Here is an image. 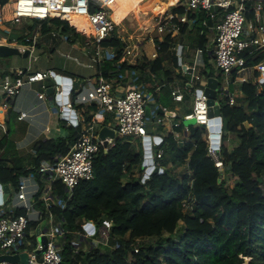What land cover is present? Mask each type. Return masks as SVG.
<instances>
[{"label": "trees", "instance_id": "1", "mask_svg": "<svg viewBox=\"0 0 264 264\" xmlns=\"http://www.w3.org/2000/svg\"><path fill=\"white\" fill-rule=\"evenodd\" d=\"M7 1L0 0V4ZM155 5H169V0L154 2L151 10ZM171 12L181 15L182 6L171 7ZM196 12L198 10L188 13L194 19L189 30L191 42L204 47L207 39L202 21L206 20L209 26L212 20L205 11ZM33 20L36 22L28 27L35 31L38 22L42 34L54 24L61 26V32L69 27V21L59 18ZM178 24L179 34H184L188 25L179 21ZM13 40L33 45L32 40L22 37ZM172 43L174 38L168 32L164 40L157 43V57L129 65L120 61L125 42L115 35L103 39L97 45L113 49L114 55L95 63L98 74L108 80L117 79L119 71L127 70L155 75L163 69V54ZM243 55L249 66L264 57V53L257 57L246 52ZM170 58L176 67V56L170 55ZM204 63L210 67L206 59ZM201 75L216 77L211 68L208 72L202 70ZM234 76L235 72L231 80ZM164 88L166 84L160 90ZM240 90L241 96L236 98L234 105H229L226 99L219 102L222 171L207 153L206 128L189 124V135L181 145L169 133L161 137L154 148L162 150L157 159L163 169L161 173L155 172L143 179V148L133 145L128 137L117 136L107 151L100 148L97 152L91 180L81 181L70 191L54 181L52 191L63 200L62 205L50 207L51 213L64 226L65 241L59 264H243L245 257L249 258L248 264H264V89L247 81L240 84ZM166 91L170 94L168 88ZM87 120L92 121V116ZM246 122L250 125L246 126ZM80 128V123L69 125L67 135L35 142L31 169L18 163L19 157L13 153L8 133L4 134L0 138V183L9 187L8 196L17 191L21 176L37 172L41 161L67 153L78 139ZM175 128L181 130L182 125ZM229 134L237 141L231 149L226 143ZM183 165L187 172L181 177L175 176L171 167ZM225 170L235 177L232 187L226 186ZM24 213V209L17 208L12 214ZM78 219L92 222L96 229L110 221L108 237L112 248L109 251L99 247L86 252L78 250L71 239L72 234L83 231ZM179 222L182 229L176 234ZM37 225L38 222L30 220L26 229V238H31L33 243L36 237L30 233H34ZM94 235L98 236V231ZM144 238H155V241L142 243Z\"/></svg>", "mask_w": 264, "mask_h": 264}, {"label": "built area", "instance_id": "2", "mask_svg": "<svg viewBox=\"0 0 264 264\" xmlns=\"http://www.w3.org/2000/svg\"><path fill=\"white\" fill-rule=\"evenodd\" d=\"M116 0H10L11 18L10 21L17 23L24 18L29 19H49L59 18L71 21V16H80L86 19L87 26L92 30V37L95 43L113 37L114 35L125 42L123 54L129 62H135L141 57L138 46L135 43L127 42V39L121 35L117 29V24L112 17L114 9L111 5ZM177 2V1H176ZM183 13L181 21H184L186 15L190 12L203 10L208 18L214 21V50L213 63L216 70L224 75L231 76L235 72L234 79L230 81L239 84L247 81L256 83L259 89H264V57L256 64L246 65V59L243 55L245 52L252 57H257L264 53V22L262 13H264V0H185L181 5ZM185 16V17H184ZM171 16H169V19ZM164 20L167 21V18ZM204 24V22H203ZM205 25V24H204ZM158 32L164 31L161 22H157ZM23 53L26 48L20 47ZM177 56L182 72L188 78V84H192L196 80H200L198 69L203 66L202 50L197 49L190 64H182L180 58L181 46L177 45ZM96 54H98L96 52ZM255 73L257 75L255 76ZM55 74L49 71H23L15 70L13 77H5L0 82V108L7 109L8 100L17 95L25 85L33 82L43 81L45 78H53ZM55 81V79H54ZM228 78L226 84L221 86L220 94L224 96L229 105L236 103L233 95L226 90L228 87ZM56 82V81H55ZM62 83H57L54 87V95H62ZM60 87V89H59ZM71 88V82H70ZM46 87L42 85L41 91L37 93L39 99L45 96ZM71 90V89H70ZM70 92L68 93V95ZM174 101H181L183 95L181 93L171 92ZM150 96H147L140 89L130 88L121 94L113 92V88L103 76H99L98 80L90 88L78 93L75 99L82 104H94L99 110L111 113L114 116L116 127L115 138L119 137H136L142 138L150 136L149 130L145 127V107ZM221 99L216 98L215 102L219 104ZM61 101V100H58ZM207 96L203 92V88L198 89L192 103L191 111L182 116L183 120H194L195 125H203L208 129L210 118L207 115ZM223 101V100H221ZM61 113L65 108L73 109L70 102L59 104ZM26 116L25 112H21L19 119ZM91 123L80 130L78 139L72 143L67 153L55 157L53 160L41 161L38 165L37 172L42 179L47 180V185L40 192L38 186L31 191L34 196L39 190V197L45 202L47 216L50 219L52 213L50 211L51 203L47 201L46 194L51 190L52 183L59 181L68 191L73 189L81 181L91 180L93 178V159L100 148L107 151L114 145L115 138H105L101 140L97 136V130L94 129L98 120L96 114L93 115ZM157 121H160L158 118ZM77 124V121L75 125ZM172 126H178L179 122H172ZM186 131L188 126H183ZM177 136V134H176ZM152 137V136H151ZM157 137V136H154ZM210 137L207 140V153L213 160L214 165L222 171L223 162L219 156L220 138L218 140V148L212 146ZM106 141V145L103 142ZM153 140H151V158L153 165L160 168L158 158L162 155V150L152 149ZM158 140L157 144L158 145ZM155 144V143H154ZM222 176V175H221ZM24 177L20 182L15 193L17 201L25 210L24 214H0V255L15 254L26 252V264H59L61 261V247L56 245L55 229L49 224L48 229L41 231L47 237L46 246L41 255H37L36 250L41 248L35 235V243L32 242L31 250L22 247V240L26 238V229L29 224L28 212L33 210L34 200L28 197L26 191V180ZM94 232H101L102 227L109 230L110 222L96 229ZM86 224V223H85ZM84 224V225H85ZM83 225V226H84ZM83 228V227H82ZM101 228V229H100ZM64 232V231H63ZM63 232L60 235H63ZM84 236L93 234L87 233L83 229ZM78 234L81 232H77ZM109 236V233H108ZM23 248V249H22ZM137 251V249H134ZM0 264H11L9 262H0ZM15 264H23L18 261Z\"/></svg>", "mask_w": 264, "mask_h": 264}, {"label": "crops", "instance_id": "3", "mask_svg": "<svg viewBox=\"0 0 264 264\" xmlns=\"http://www.w3.org/2000/svg\"><path fill=\"white\" fill-rule=\"evenodd\" d=\"M184 1L185 0H169V5H166V6L155 5L153 7V9L150 11V13H152V12H156V14L159 13L158 14L159 15L158 22L162 21V25L164 26V30H166V31L165 32L162 31L163 33L158 32L159 36L156 37L155 40L152 38L150 39V41L152 42V45L150 46L151 51L147 52V51H145L144 47H142V48L138 47V49L141 53V57L138 58L135 62H133V63L129 62L123 53H122V57L120 59V61H125L129 65H133L136 62H140L143 60L154 59L155 57L158 56V52H157L158 44L157 43L162 42L164 40V36L168 32H171V36L174 38V43H172V45L169 47L168 51L165 53L166 56L163 54V62H162L163 63V69L161 70V72L165 78V81L160 83L157 86L155 85V83L153 81H151L150 76H156L159 74L160 71L155 75H147V74L140 73V72L134 71V70L119 71V73H118L119 77L117 78L118 80L115 78H111V80L106 79L108 82H110V81L112 82V84L111 83L110 84L113 88V92H115L117 95L125 92L128 89H130V87L125 88V86H124L128 82V75H127L128 73L131 76H133L134 78H136L135 81L133 82L134 86L140 85L139 84L140 82H141V84H143L142 80L140 81V75L144 76V78H143L145 80L144 84H146L147 86L148 85L153 86V87L155 86V88L153 90H149V89L148 90H141L140 89L147 96H150L151 94H152V96H154L155 95L154 92H157V90L161 91L160 88L162 86H164L165 84H166V87L169 89L170 94L172 91H175L176 93L182 94V92L179 90L178 86H173V85L168 86L167 85V82L168 83L170 82V79H171L170 76L172 74H175V73L183 74L182 69L179 65V58L177 56V50H176L177 45L181 46V50H180L181 63L186 64V65L190 64L192 62L193 57L195 55V51L197 49L202 50L203 66L198 69V73L200 75V77H199L200 80L203 81V87L202 88H204V86L206 84V80L208 78H205L204 76H202L201 71L205 70L208 72L209 68H211L213 71H215V69H216L214 67V63H213L214 33H215L214 29H213L214 28V21L212 20V24L209 26L206 24V20L202 21V25L204 27H206L205 33H206L207 41H206V44L204 45V47L195 45L193 42H191V36L189 33V30L191 29V27L194 24V19L191 18L190 16H188V14H187L186 17L184 16L185 17L184 21H181V19H180L181 15L173 14L171 12V7L173 8L176 6H181L184 3ZM120 2H122V1H120ZM6 3L3 5L0 4V27H2L4 24L11 22L10 18H11L12 13L10 10V6L8 7L9 8V14H6L7 18H5V15L2 16V14H1V11H2V9L4 10ZM199 11H203V10H198V12ZM193 12H195V11H193ZM193 12H190V13L192 14ZM198 12H196V13H198ZM169 16H171L170 19H169ZM165 18H167V21L164 20ZM27 19H29V18H27ZM174 19H177V20L173 21ZM262 19H264V14L262 16ZM30 20H32V19H30ZM178 21L188 25V29L184 34H181V33L179 34ZM69 22H71V21H69ZM203 22L205 25L203 24ZM75 26H77V25H75ZM200 33H202V30H200ZM2 41H3V36L0 35V44H5ZM32 42H33V45L26 46V45L20 44L18 46V48L25 47L26 50L29 51L28 55H27L28 58H27L26 62L12 63L11 65H7L3 62L0 63V82L5 77H13L15 70L49 71V72H53L55 75L58 74L61 76L68 77L71 79V90H70V94L67 97V100H68V102H70L71 107L75 111V117H76L77 123L81 124L80 130L82 128H85L89 123H91L90 122L91 120H87V118L89 116H92V119H93L94 114H96L99 117L95 123V127H94L95 130H97L96 125H98L100 128L101 126L104 125L103 124L104 121H106V124H105L106 126L114 129L116 127V122H115L114 116L111 115V113H107V112H104L102 110H99L96 107V105H94V104L79 103L75 99V97L78 93L84 91L87 88H90L98 80L99 76H101L98 74L99 71H98L95 63L102 60L103 58H110V57L94 58V56H92V53L91 54H90V52L88 53V51L92 50L91 47H86V49H81V51H79V53L77 54L78 56H76V55L72 56L77 61V65H79V67L74 68L73 71H71V72H63V71L58 72V71L53 70L52 67H43L41 69H38L37 66H34L32 64L33 59L38 61V58H37L38 54H35V46H36L35 39H33ZM6 45L12 46L11 44H6ZM135 45H136V43H135ZM138 45L140 46V44H138ZM138 45H136V46H138ZM74 46L77 47V45H74ZM97 46H99V45H97ZM99 48H101V47L99 46ZM101 49H103V48H101ZM106 49H103V50H106ZM110 50L112 51V55H111V57H112L114 55V51H113V49H110ZM31 54H32V56H30ZM34 54H35V56H33ZM170 55L176 56V59H177V66L176 67H174V64L170 58ZM18 56H20L22 58L27 57V56H21V55H18ZM30 58H33V59L30 60ZM204 59H206L207 64H209V66H210V67L208 66L209 68H207L205 66ZM166 70L168 72H166ZM137 72L140 73V75L138 77H136L134 75ZM214 78H216V77H214ZM185 81H189V78H186ZM217 81H218V79H217ZM232 83L237 84V82H232ZM42 85H44L47 89L48 87L56 86V82L54 81L53 78L49 77V78H45L43 81L33 82L29 85H25L17 95L13 96L12 98H10L8 100L7 109H1L0 108V138L3 137L4 134L8 133V142H10V144L13 145V153H15L19 157L18 163L26 169H31L33 166L32 165V159L34 156L33 145L35 142H37L39 140H45L47 138L63 137L65 135H67L69 125H73L69 121L61 118L60 106H59V104H57L56 97H55L56 95H54V93L51 95H47L45 93V96L41 99H39L37 97V93L39 91H41ZM60 85L62 88V84H60ZM185 85L187 87L191 88L189 86L188 82ZM221 86H223V85H221L220 82L218 81L216 98L221 99V100H225L224 96L220 94L221 89H222ZM237 88H238L239 94L237 93V94H235V96L239 97V96H241L240 84ZM59 89H60V87H59ZM137 89H139V88H137ZM226 91L231 95L233 94L232 89H230L229 87H227ZM45 92H46V90H45ZM0 99H2V98H0ZM172 99H173V97H172ZM59 100H61V98ZM183 100H184V95H183V99L181 101H175V102H182ZM221 100H219V101H221ZM193 101H194V99H193ZM193 101H192V103H193ZM61 104H65V103H61ZM159 108L163 109V111H170V110H166L163 107H159ZM159 108H157V113H158ZM21 112H25L26 116L19 119L18 117H19ZM188 112H190V111L187 110V107H186V111L183 113V115L188 113ZM149 115H150V112H149ZM175 117H169V116H166L165 114L158 113L156 119H158V118L160 119V121H158L159 122V128L156 131H154L153 129H151V130L149 129L150 136L159 137L158 138V142H159L161 140V137H164V136L168 135L169 133H171V134H173L174 139L178 143H179V141H181V143H182V141L184 140L183 138H186L189 134L187 135V133H184L185 130L183 129V126H182L181 130H177L175 128V126H172L173 125L172 122H175V121L177 122V120L174 119ZM206 130H207V133H206L205 139L207 142L208 138L210 137L209 136L210 134H209L208 129H206ZM176 134H177V136H176ZM219 135H221V130H220ZM181 136L183 138H182V140H179V139H181ZM177 138H179V139H177ZM233 144L234 145H232L231 148L235 147L237 145V142H234ZM231 148L228 147V149H231ZM24 177H29V179L26 180V183H25L26 191H27L28 197L32 198L34 200L33 210L28 212L29 220L38 222L37 226H39L41 231L47 230L49 224H51L57 231L63 232V230H64V226L62 225L63 223L56 218L55 214H52V217L50 219L48 218L47 211L45 208V202L43 200H41L39 197V195L41 194L40 192L43 191V189L47 185V180L42 179V177L40 175H38L36 171L29 172L28 175L21 176L20 182L22 181V179ZM20 182H19V184H20ZM36 186H38V189L40 190V192L38 190L34 196H31V191L34 190L36 188ZM15 193L16 192H14L11 195L12 198H11V196H8L9 198H7V199H11L10 204L6 206L5 210H0V214H2V213L12 214L15 209L22 208L21 204L16 199ZM46 198H47V201L51 203V205H62V201H63L62 197L54 194V192L52 191V186H51V190L46 194ZM4 202L0 206L4 205ZM78 221L81 222L80 224L82 227L85 223L88 222V221L80 220V219H78ZM32 233L33 232H31L30 235Z\"/></svg>", "mask_w": 264, "mask_h": 264}, {"label": "rangeland", "instance_id": "4", "mask_svg": "<svg viewBox=\"0 0 264 264\" xmlns=\"http://www.w3.org/2000/svg\"><path fill=\"white\" fill-rule=\"evenodd\" d=\"M122 1V2H120ZM162 1L163 3H166L167 0H116L115 4L111 5V7L114 9L115 13H112V17L115 20L117 24V29L121 35H123L127 42L136 43L138 47H144L145 51L149 52L151 51L150 46L152 45V42L150 39H156V37L159 36L158 33V26L157 22L159 20V13L152 14L151 11V5L154 2ZM11 4L10 0L7 1L6 6L4 10L2 9L1 14L2 16L5 15V18H7L6 14H9V5ZM137 7L140 8V12H136ZM264 13H262L263 16ZM139 19V20H138ZM146 20L145 22H141V20ZM33 19H27L24 18L20 22L14 23L9 22L7 24H4L2 27H0V35L3 36V41L5 44H11L12 46L18 47L21 44V41H15L13 39H17L22 37L23 39L33 40L35 39V54L37 55L38 61H36L33 58H30L32 60V64L34 66H37L38 69H41L43 67H52L53 70L58 72H71L74 68L79 67L77 65V61L72 57L74 55L78 56L77 54L81 49H86V47H91L90 54L92 53V56L94 58H101V57H111L112 51L110 49L103 50L97 46V44L94 42L92 37V30L86 27H78L75 26L74 23L68 22L69 27L66 29V31L61 32V26L51 25V30H49L46 33H41L38 29L39 25L38 22L36 24V29L29 28L28 26L34 23ZM264 22V19H263ZM78 27V29H75ZM52 31V32H51ZM164 30L163 32H165ZM54 32V33H53ZM162 32V33H163ZM139 39V40H138ZM74 45H77L74 46ZM96 52L98 54H96ZM35 54L33 56H35ZM32 56V54L30 55ZM28 56L25 58H22L18 55H9L4 56L0 58V63L3 62L7 65H11L12 63H21L26 62ZM128 75V82L124 85L125 88H139L141 90H148L147 85L144 84L145 80L143 79L144 76L140 75V73H135L134 75L138 77L140 75V81L142 80L143 84L141 82L140 85H133V82L136 78L131 76L129 73ZM214 75L218 79L221 85L226 84V80L228 78V87L232 89L233 96L236 101L235 94H239L238 86L239 83L234 84L232 81H230V76L224 75L223 73L219 72L215 69ZM143 76V77H142ZM147 76V75H146ZM170 82H167L168 86H178L179 90L184 95V100L182 102H175L172 99V95L168 93L167 87L163 90L157 92H154V96L152 94L150 95L146 106L149 108L150 115L144 117V124L147 130L153 129L156 131L159 128V122L157 121L156 117L158 115L157 108L163 107L166 110L174 111L176 114V119L182 126H188L189 124H194V120H183L182 116L183 113L187 110L191 111L192 101L194 99V96L197 93V90L203 87V81L196 80L192 84V87L189 88L185 84L188 81H185L188 76L183 74H172L170 76ZM151 81L155 83V85H159L160 83L165 81V78L160 71L158 75L156 76H150ZM112 84V82L110 81ZM235 86V87H234ZM155 87V86H154ZM189 89V90H188ZM150 92V91H149ZM219 105V104H218ZM112 115V114H111ZM195 125V124H194ZM193 125V126H194ZM246 126H249L250 124L248 122L245 123ZM96 128L98 129L99 126L96 125ZM184 133L189 134V130L184 131ZM136 147L143 148L141 138L136 137H129ZM180 138V137H179ZM177 138V139H179ZM182 136L181 139L182 140ZM184 139V138H183ZM229 141V142H228ZM237 142L234 135L229 134L227 138V147H232L234 145L233 143ZM180 145L182 144L181 141H179ZM157 145L152 143V149H154ZM171 170L175 176L181 177L185 172H187L186 165L180 166V167H171ZM138 172H135V175H137ZM223 178V175L221 176ZM224 179L226 181L227 187H232L235 182V177H232L228 172L225 170ZM8 196L4 199V205L0 206V210H5L6 206L10 204L11 199ZM12 198V196H11ZM54 228V227H53ZM55 229V228H54ZM101 229V228H100ZM182 229V223L179 222L178 224V230L176 234L181 232ZM56 233V245L57 247H61L64 243L63 236L60 235V231H57L55 229ZM109 230L106 227H102L101 232L99 231V235L95 237V235L91 236H84L83 232L77 233L75 232L72 234V242L76 245V248L82 251H88L93 247H99L103 251H109L112 248V243L110 242L111 239L108 237ZM166 235V234H164ZM155 238H144L142 239V243L151 242L154 243ZM33 240L31 238H27L22 240V247H26L27 250L32 249ZM23 249V248H22Z\"/></svg>", "mask_w": 264, "mask_h": 264}, {"label": "water", "instance_id": "5", "mask_svg": "<svg viewBox=\"0 0 264 264\" xmlns=\"http://www.w3.org/2000/svg\"><path fill=\"white\" fill-rule=\"evenodd\" d=\"M28 50H25L23 53L19 50L16 46H10L6 44H0V58L4 56L9 55H21V56H27ZM54 79L57 83H62V89L63 93L62 95L57 94L56 101L57 104L66 103L68 93L70 92V82L71 79L65 76H61L56 74L54 76ZM217 86L218 81L214 77H210L206 80V84L203 88L204 94L207 96V115L210 118L208 122V131L210 136V141L212 142V146L214 148H218V140H219V133L221 130V115H220V106L215 102L216 93H217ZM54 92V87H48L46 89V94L51 95ZM198 93V91H197ZM61 98V101H58ZM158 113L165 114L169 117H175L176 114L173 111H163V109L159 108ZM145 116H149V108L145 107ZM61 118L64 120L69 121L71 124L75 125L76 123V117H75V111L74 109L68 110L65 108L63 112L61 113ZM193 120V119H191ZM214 125V126H213ZM97 136L99 139L104 140L105 138H115V130L113 128H110L106 125L101 126L97 131ZM159 137H151V136H145L142 138L143 142V161L142 166L144 168V175L143 179L148 177L150 174H153L155 172H163L162 168L156 167L153 165V160L151 158V140L154 141L155 144H157V140ZM103 145H106V141L103 142ZM9 194V187L7 185H2L0 183V205L4 202V199ZM83 229L89 233L93 234L94 232V226L87 222ZM35 234L37 235V240L39 244L41 245L40 249L36 250L37 255H41L44 251V248L46 246L47 237L45 234H41L39 226L36 227ZM9 262L11 264H15L18 261H20L23 264L27 263V254L26 252L21 253H15V254H2L0 255V262ZM249 258L245 257L243 264H248Z\"/></svg>", "mask_w": 264, "mask_h": 264}, {"label": "bare ground", "instance_id": "6", "mask_svg": "<svg viewBox=\"0 0 264 264\" xmlns=\"http://www.w3.org/2000/svg\"><path fill=\"white\" fill-rule=\"evenodd\" d=\"M157 10V9H156ZM136 12H137V14H138V12H140V9L137 7V10H136ZM159 12V11H158ZM113 13H115V11H113ZM152 14H156V12H152ZM70 19L74 22V23H76V24H78V25H80V26H82V27H86L87 26V22H86V19L85 18H83V17H80V16H71L70 17ZM139 20V19H138ZM145 22L146 20L144 19V20H141V22ZM214 126V125H213Z\"/></svg>", "mask_w": 264, "mask_h": 264}]
</instances>
